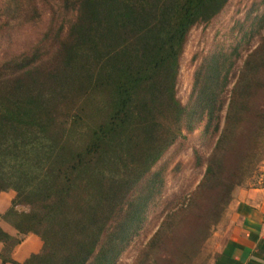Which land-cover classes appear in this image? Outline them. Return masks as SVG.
Wrapping results in <instances>:
<instances>
[{
  "label": "trees",
  "instance_id": "trees-1",
  "mask_svg": "<svg viewBox=\"0 0 264 264\" xmlns=\"http://www.w3.org/2000/svg\"><path fill=\"white\" fill-rule=\"evenodd\" d=\"M15 1L0 2V31L40 23L38 3L29 10ZM227 1L43 0V12L50 9L60 23L0 59V195L11 194L0 218L20 236L0 224V264L114 263L159 191L160 173L139 191L138 184L183 127L198 115L207 129L219 119L224 104L213 90L219 71L195 88L187 107L176 82L188 32ZM242 127L250 133L237 142L239 165L227 169L220 150ZM258 155H264V35L243 60L199 185L231 172L226 183L219 179L212 207L230 198L232 175L242 182ZM27 234L41 247L17 261L12 251Z\"/></svg>",
  "mask_w": 264,
  "mask_h": 264
},
{
  "label": "rangeland",
  "instance_id": "rangeland-1",
  "mask_svg": "<svg viewBox=\"0 0 264 264\" xmlns=\"http://www.w3.org/2000/svg\"><path fill=\"white\" fill-rule=\"evenodd\" d=\"M22 3L29 10L34 3H38L42 18L38 25L25 23L15 26V23L7 26V30L0 31V59L7 54L23 51L36 38L48 34L53 21L55 26L60 23V17L51 14L50 9L45 7L43 12V0H22ZM7 18L10 21L19 20L17 17L12 19L10 15ZM1 19L6 17L2 15ZM263 35V0H228L209 22L199 23L188 32L179 57L176 96L183 106H189L195 88L207 81L209 73L219 71V81L213 90L216 88L215 91L219 92L218 99L224 105L217 114L218 121H213L208 129L206 117L199 118L200 115L188 128L183 127L181 134L138 184L137 191L143 187L147 177L155 172L160 173L162 185L159 191L153 196L143 220L113 264H210L229 226L234 223L230 205L235 194L241 189L261 187L263 184L264 155H258V158L251 157L252 168L248 165L245 169L242 182L239 183V177L232 175L233 189L225 203L220 202L218 206L212 207L219 179L226 183L230 171L224 170L221 176L213 178L199 190L224 125L230 90L239 75L243 60L258 45ZM242 128L220 150L227 169L234 170L239 165L237 142L250 133L248 128ZM10 195H0V208L8 206ZM18 209L26 211L27 207L19 206ZM0 224L13 236L20 237L2 218ZM159 228L160 233L155 237ZM151 240L154 242L150 243ZM37 244L36 239L27 234L13 249L12 256L14 253L20 258L25 257L37 249Z\"/></svg>",
  "mask_w": 264,
  "mask_h": 264
},
{
  "label": "crops",
  "instance_id": "crops-1",
  "mask_svg": "<svg viewBox=\"0 0 264 264\" xmlns=\"http://www.w3.org/2000/svg\"><path fill=\"white\" fill-rule=\"evenodd\" d=\"M230 207L234 223L229 226L210 264H264V187L239 190ZM5 208H0V211ZM29 235L38 243L37 249L31 254L40 249L41 241L36 235ZM29 254L20 258L13 253V258L23 261Z\"/></svg>",
  "mask_w": 264,
  "mask_h": 264
}]
</instances>
